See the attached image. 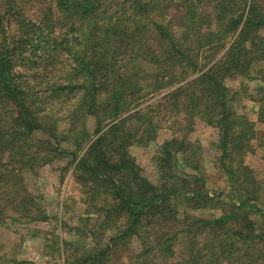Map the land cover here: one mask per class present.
<instances>
[{
	"label": "trees",
	"instance_id": "trees-1",
	"mask_svg": "<svg viewBox=\"0 0 264 264\" xmlns=\"http://www.w3.org/2000/svg\"><path fill=\"white\" fill-rule=\"evenodd\" d=\"M235 76L264 90V0H0V227L11 214L50 221L26 173L68 159L86 208L65 264H107L134 239V264L171 260L180 243L171 264H264L263 183L245 162L264 103L252 120ZM164 118L173 136L153 157L155 183L131 148ZM196 119L218 130L222 191L206 190ZM182 201L221 213L181 217Z\"/></svg>",
	"mask_w": 264,
	"mask_h": 264
},
{
	"label": "rangeland",
	"instance_id": "rangeland-1",
	"mask_svg": "<svg viewBox=\"0 0 264 264\" xmlns=\"http://www.w3.org/2000/svg\"><path fill=\"white\" fill-rule=\"evenodd\" d=\"M57 77H60L59 70L49 71L47 79L44 75L37 80L28 76L29 79L35 80L33 84L38 86V89L48 86L45 82L51 83ZM226 82L234 91H239L235 94L236 105L241 104L248 116L256 121L257 111L264 103V90L263 92L257 90L258 81H249L244 76H235L228 78ZM165 121V118L164 121L162 119L163 127L159 130L157 139L149 146L135 145L131 148L144 175L155 183L159 181V173L153 157L159 145L173 136V132L167 128L169 124ZM257 124L260 130L258 139L253 141L255 152H248L245 162L254 169L256 178L263 183V190L260 192L262 195L260 205H262L264 203V124ZM88 125L93 128V117H89ZM193 129V131L189 130L188 136L202 146V164L205 170L204 176L207 179L206 190L211 193L222 191L228 183L224 173L216 164L218 151L215 143L219 138L218 130L199 119H196ZM26 177L29 190L43 198L44 207L51 220L47 222L16 221L12 219L16 215L11 214L12 218L0 227V261L8 264L14 258L26 259L33 264H65L67 255L74 252L72 248L75 249L76 246L82 248L78 245L79 237L70 228L80 224L79 216L86 208V201H84L86 194L83 186L76 179L74 165L70 164L68 159H57L40 167L34 173H26ZM178 208L181 217L186 215L209 217L221 213L218 208L196 210L192 208L191 203L185 201H182ZM138 246L139 242L135 239L132 244H120L107 264H134L133 255L139 249ZM181 246V243L175 246L176 253L175 257L171 258L172 261L180 257ZM171 260L164 261L159 258L152 264H171Z\"/></svg>",
	"mask_w": 264,
	"mask_h": 264
}]
</instances>
